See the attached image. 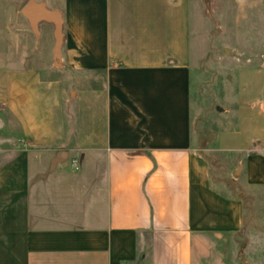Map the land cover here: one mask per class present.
<instances>
[{"label": "crops", "instance_id": "0c3cea01", "mask_svg": "<svg viewBox=\"0 0 264 264\" xmlns=\"http://www.w3.org/2000/svg\"><path fill=\"white\" fill-rule=\"evenodd\" d=\"M5 1L0 264H231L243 201L193 143L195 0ZM29 2L59 14L57 54ZM252 49L216 142L264 191V39Z\"/></svg>", "mask_w": 264, "mask_h": 264}, {"label": "rangeland", "instance_id": "374dc122", "mask_svg": "<svg viewBox=\"0 0 264 264\" xmlns=\"http://www.w3.org/2000/svg\"><path fill=\"white\" fill-rule=\"evenodd\" d=\"M16 5L0 0V12ZM192 13L198 52L191 77L193 143L206 157L214 185L243 201L231 264H264V191L245 185L235 172L236 158L216 142L234 118L236 76L251 64L252 47L263 45L264 0H195Z\"/></svg>", "mask_w": 264, "mask_h": 264}, {"label": "water", "instance_id": "95a60500", "mask_svg": "<svg viewBox=\"0 0 264 264\" xmlns=\"http://www.w3.org/2000/svg\"><path fill=\"white\" fill-rule=\"evenodd\" d=\"M22 14L27 18L31 28L37 29V25L41 21L50 22L54 25V38H55V53L57 54L61 45V20L56 11H51L44 8L40 4L33 2L27 3L23 9Z\"/></svg>", "mask_w": 264, "mask_h": 264}, {"label": "built area", "instance_id": "2783aa9c", "mask_svg": "<svg viewBox=\"0 0 264 264\" xmlns=\"http://www.w3.org/2000/svg\"><path fill=\"white\" fill-rule=\"evenodd\" d=\"M71 165H72L75 169H77V168H78V165H79L78 160H77V159L72 160Z\"/></svg>", "mask_w": 264, "mask_h": 264}]
</instances>
